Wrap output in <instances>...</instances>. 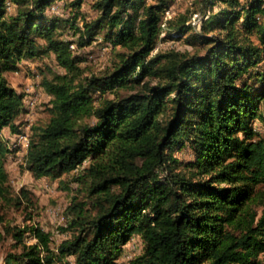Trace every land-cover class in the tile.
<instances>
[{"label": "trees", "instance_id": "1", "mask_svg": "<svg viewBox=\"0 0 264 264\" xmlns=\"http://www.w3.org/2000/svg\"><path fill=\"white\" fill-rule=\"evenodd\" d=\"M56 1L0 0V205H33L12 191L2 134L21 130L25 95L6 74L23 61L61 70L39 68L49 115L30 129L25 167L76 187L56 243L0 215V244L15 249L2 264H117L133 236L129 264H261L264 0H191L168 17L172 0H95L82 24L49 14ZM66 2L78 13L83 0ZM97 35L112 58L95 73L70 45ZM172 37L185 48L153 52Z\"/></svg>", "mask_w": 264, "mask_h": 264}, {"label": "rangeland", "instance_id": "2", "mask_svg": "<svg viewBox=\"0 0 264 264\" xmlns=\"http://www.w3.org/2000/svg\"><path fill=\"white\" fill-rule=\"evenodd\" d=\"M64 1V0H63ZM57 0L48 9V13L65 19L77 15L76 23L82 24L83 20L89 21L96 15V10L92 7L95 0H83L78 13L75 9L66 7V0ZM191 4V0H172L164 16H173L177 12H183ZM201 15L196 14L192 17L194 24H199ZM69 34L67 38H71ZM175 34H172V36ZM162 33L160 34V37ZM73 44V43H72ZM75 46V45H74ZM185 45L181 40L170 38L167 40H160L157 42L154 50H169L179 49L183 50ZM71 49V48H70ZM74 53L83 56L82 66H88L90 72L98 73L102 71L111 62L112 52L110 45L105 43L100 35L95 37L93 44L83 48L75 47ZM51 65V69L57 72L61 70L53 63V61L46 60L45 57L29 61L28 63H20L18 70L8 72L6 74L7 80L16 90H21L24 95H29L34 100L35 107L25 112L21 116L20 124L24 127H29L30 130L33 125H42L48 120L47 103L48 97L40 88V73L39 68L45 65ZM261 107L264 108V98L261 102ZM26 114V115H25ZM5 130V129H4ZM4 136V134H3ZM10 141V134H7ZM174 156L187 160L190 158V151L187 149L183 151H175ZM25 154L12 155L5 163V169L8 174L9 182L12 186V191L17 195L20 188L26 189L32 195L33 205H27L23 202L21 207H9L7 204L0 205V215L3 216L4 221L10 222L13 225L24 227L27 225H34L40 227L42 230L49 232L54 243L60 241L65 235L57 231V227L65 224V208L69 202L71 194L74 193L76 187L75 183L69 182L70 176L63 175L60 179L51 178H35L30 171L25 167ZM73 173V172H72ZM71 173V174H72ZM70 188V189H69ZM264 188V186H262ZM27 242L31 239L27 238ZM13 241L6 236L4 241L0 244V264L3 263L4 257L8 252H14ZM141 249L140 238L138 236L131 237L123 246V252L117 260V264H129V259L136 254H139ZM264 264V253L259 255Z\"/></svg>", "mask_w": 264, "mask_h": 264}, {"label": "built area", "instance_id": "3", "mask_svg": "<svg viewBox=\"0 0 264 264\" xmlns=\"http://www.w3.org/2000/svg\"><path fill=\"white\" fill-rule=\"evenodd\" d=\"M70 48L74 49L75 48L74 44H71ZM34 107H35L34 100L31 98V96L26 95L24 98V108L30 111ZM28 128L29 127H25V125L24 127L21 126V130H19L17 133L13 134L10 137V141L8 142V147L11 148V150L12 149L14 150L13 152L14 155H18L21 153L23 156L24 154H26L28 144H29V132H30ZM13 154H9L8 159Z\"/></svg>", "mask_w": 264, "mask_h": 264}, {"label": "crops", "instance_id": "4", "mask_svg": "<svg viewBox=\"0 0 264 264\" xmlns=\"http://www.w3.org/2000/svg\"><path fill=\"white\" fill-rule=\"evenodd\" d=\"M5 129V130H4ZM3 131H2V134H4V137L9 134L8 132V129L7 128H4ZM6 138V137H5Z\"/></svg>", "mask_w": 264, "mask_h": 264}, {"label": "clouds", "instance_id": "5", "mask_svg": "<svg viewBox=\"0 0 264 264\" xmlns=\"http://www.w3.org/2000/svg\"><path fill=\"white\" fill-rule=\"evenodd\" d=\"M12 135H10V137H11ZM9 142V141H8Z\"/></svg>", "mask_w": 264, "mask_h": 264}]
</instances>
